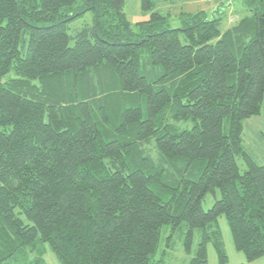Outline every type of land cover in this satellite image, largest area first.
<instances>
[{"label": "trees", "instance_id": "obj_1", "mask_svg": "<svg viewBox=\"0 0 264 264\" xmlns=\"http://www.w3.org/2000/svg\"><path fill=\"white\" fill-rule=\"evenodd\" d=\"M240 2L225 29L201 11L134 32L125 0H0V264H44L38 244L59 264H164L160 231L184 224L186 253L202 230L188 264L209 243L227 264L220 217L244 264L264 257V166L242 146L264 105V0Z\"/></svg>", "mask_w": 264, "mask_h": 264}, {"label": "rangeland", "instance_id": "obj_2", "mask_svg": "<svg viewBox=\"0 0 264 264\" xmlns=\"http://www.w3.org/2000/svg\"><path fill=\"white\" fill-rule=\"evenodd\" d=\"M150 2L151 9L144 10L142 9V0H125L123 12L134 32H138L137 24L148 21L153 13L165 17L166 26L175 29L182 27V16L186 14L203 11L208 19H212L213 16L221 17L222 29L231 24V17H240L242 14L240 0H150ZM93 16L92 11H86L76 16L68 23L67 32L72 35L85 26L91 27ZM243 128L242 146L244 150L257 164L264 166V105L261 109V115L246 120L243 123ZM236 160L240 172L243 173L246 168L243 160L241 158ZM219 199L220 193L218 190L215 191V195L207 194L201 203L202 209L204 211L209 210L214 202ZM218 224L223 236L227 264H244L245 257L242 253L235 250L225 219L220 217ZM187 230L188 228L185 224L181 225L176 231L171 230L169 226H163L160 231V242L157 247L156 259L163 260L164 264H188L202 238V230H193L191 251L186 253L184 251V240ZM38 248L44 251L42 257L44 264H59L47 245L38 244ZM207 258L209 264H218L217 256L211 243L207 246ZM250 264H264V257Z\"/></svg>", "mask_w": 264, "mask_h": 264}]
</instances>
